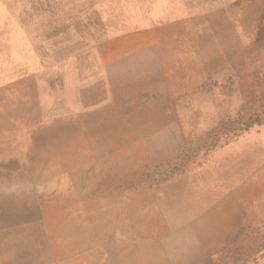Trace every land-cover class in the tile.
<instances>
[{
    "label": "rangeland",
    "instance_id": "rangeland-1",
    "mask_svg": "<svg viewBox=\"0 0 264 264\" xmlns=\"http://www.w3.org/2000/svg\"><path fill=\"white\" fill-rule=\"evenodd\" d=\"M0 18V264L43 243L26 230L56 255L34 264H88L159 233L171 180L264 153V0H0ZM245 195L189 264H264V195Z\"/></svg>",
    "mask_w": 264,
    "mask_h": 264
},
{
    "label": "bare ground",
    "instance_id": "bare-ground-1",
    "mask_svg": "<svg viewBox=\"0 0 264 264\" xmlns=\"http://www.w3.org/2000/svg\"><path fill=\"white\" fill-rule=\"evenodd\" d=\"M2 23L5 24L4 22ZM42 136L43 135H41V137ZM230 155V158L222 157L219 159L218 165L210 166L207 163L196 171L190 173L187 172V174L181 175L185 177H179L180 179L178 178L174 181L171 180L170 183L164 185L163 195L155 194V198H153V200L151 199V201H154L155 203V214H158L159 218L153 219L151 218V215V219L146 220L145 224L147 226L150 223L155 225L161 221L164 227L160 229L158 234L156 232L151 233L152 229H147L146 235H142L135 240H131L123 247L118 246L119 248L107 250L103 253L100 252L93 260H90L87 263L189 264V262H187V258L191 259L198 256L202 257L206 250L211 251L210 242L214 240L215 237L220 235V229L228 223V220H230V218L227 217L228 209L237 207L241 200L245 198L246 192L247 197L253 199H258L260 196L262 197L264 195V191L261 190L262 188L257 185L258 181L261 182V180H264V166L258 175L254 177V180L252 178L246 181L243 178L245 173H247V170H255L259 166H262L261 163L256 162L259 156L264 159V153L254 154V152L249 150L247 147H244L239 151L233 150ZM101 182H103V180ZM50 184H52V182ZM2 191L3 190H1V192ZM215 202H218V204L213 207L212 205ZM256 203H258V201ZM133 204L134 202L131 203L132 206ZM121 210L123 211V209ZM147 214H149V212ZM138 216H141V214L137 215V217ZM126 220L130 223H136L138 221V219H135L134 216L128 219L126 216ZM118 221L123 222V219H118ZM103 229H106L105 225ZM196 229L200 231L194 232ZM23 230H25V228H23L22 231ZM23 234L27 236L31 234L34 236L33 238L35 241L41 240L43 243L35 242L32 243L33 245L27 244L23 248V251L21 250V252H19V260L17 264H34L33 262L29 261L30 258L38 255V253L41 252L49 256L51 261H55L56 255L53 254L52 249H49L50 246L47 245L49 240L45 235L42 234V232H30L29 230H26V232ZM195 245L196 247H194ZM181 246H184V248L181 249Z\"/></svg>",
    "mask_w": 264,
    "mask_h": 264
}]
</instances>
